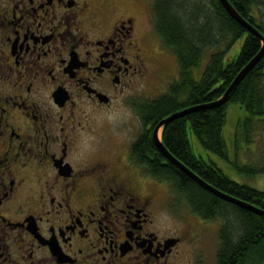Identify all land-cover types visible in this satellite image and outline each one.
<instances>
[{
    "label": "flooded vegetation",
    "instance_id": "obj_1",
    "mask_svg": "<svg viewBox=\"0 0 264 264\" xmlns=\"http://www.w3.org/2000/svg\"><path fill=\"white\" fill-rule=\"evenodd\" d=\"M138 1L0 0V264H176L182 239L161 235L160 184L131 148L150 125L114 158L89 142L148 71L147 37L167 53Z\"/></svg>",
    "mask_w": 264,
    "mask_h": 264
},
{
    "label": "trees",
    "instance_id": "obj_2",
    "mask_svg": "<svg viewBox=\"0 0 264 264\" xmlns=\"http://www.w3.org/2000/svg\"><path fill=\"white\" fill-rule=\"evenodd\" d=\"M237 13L264 37V0H228ZM154 30L177 60L178 79L154 99L137 105L141 123L150 125L132 145L135 159L166 192L173 193L191 213L203 220H220L216 264H264V215L226 201L179 170L154 144L155 126L171 114L222 98L240 70L260 51L262 41L235 21L219 0H155ZM242 39L239 52L225 62L231 47ZM207 56L205 65L202 63ZM202 64V65H201ZM239 106L245 116L235 124L234 151L223 136L227 110ZM259 132L258 153L247 165L238 159L241 142H253ZM196 138L203 153L193 144ZM167 151L215 189L264 211V192L226 176L211 157L228 161L247 177L264 174V57L233 88L220 106L204 108L162 127ZM196 146V147H195ZM258 157V158H257Z\"/></svg>",
    "mask_w": 264,
    "mask_h": 264
},
{
    "label": "rangeland",
    "instance_id": "obj_3",
    "mask_svg": "<svg viewBox=\"0 0 264 264\" xmlns=\"http://www.w3.org/2000/svg\"><path fill=\"white\" fill-rule=\"evenodd\" d=\"M155 0L138 1L134 7L144 14L148 12L151 15V23L148 25L153 29V34L159 38L161 47L162 41L157 36L154 30V19L152 14V5ZM113 8L117 11L126 10L130 8L132 0H109ZM145 8V10L143 9ZM143 31V29H142ZM141 32V29H140ZM149 46L154 52H151L152 60L148 62V71L143 76L133 78L129 90L125 91L117 104H115L111 111L96 113L95 127L96 133L91 136L92 147H98V156L112 157L117 151L120 141L132 143L141 132V120L137 116V112L131 109V105L136 107L143 101L151 100L163 94L167 85L178 79L179 68L174 54L163 48L167 53L162 52L153 37H147ZM242 39L231 47L225 62L231 61L239 52ZM207 56L203 59V64L207 61ZM202 65V64H201ZM205 65V64H204ZM135 113V114H133ZM245 112L237 105H230L227 110L226 124L223 129V136L227 143L229 153L232 154L234 147L232 145V137L235 131V124L239 118H243ZM162 128L158 132V138L161 139ZM253 142L248 145L247 142H241L238 151V159L242 165H247L250 162H255L252 158L258 153L259 145L261 144V137L259 132L254 133ZM196 148L204 151L196 138H191ZM261 151L263 144L260 145ZM217 162V165L223 170L231 180L249 187L264 192V174H258L247 177L244 173H239L228 161L218 157H211ZM258 158V157H257ZM152 186L149 187L152 190ZM161 188V187H160ZM158 208L155 214L158 229H161V235L166 230L174 232L175 235L181 237L182 242L176 249V264H216V251L218 247V229L220 227V220H203L197 217L196 214L191 213L185 207L184 203L178 201V198L161 188L159 194Z\"/></svg>",
    "mask_w": 264,
    "mask_h": 264
},
{
    "label": "water",
    "instance_id": "obj_4",
    "mask_svg": "<svg viewBox=\"0 0 264 264\" xmlns=\"http://www.w3.org/2000/svg\"><path fill=\"white\" fill-rule=\"evenodd\" d=\"M223 8L227 11V13L239 24H241L246 30H248L250 33L257 36L262 41V49L240 70V72L237 74V76L234 78L232 83L230 84L229 88L226 90L222 98L219 100L212 102L210 104L205 105H198V106H192L189 108H184L182 110H179L167 118L161 120L154 128L153 130V140L156 148L158 151L162 154L164 158H166L168 161H170L174 166H176L179 170H181L183 173L188 175L191 179L199 183L202 187L209 190L210 192L214 193L215 195L219 196L220 198L235 203L243 208H246L252 212L264 215V211L254 207L251 204H248L246 202H243L229 194H226L220 190H217L213 187H211L209 184L201 180L197 175H195L190 169H188L184 164H182L179 160H177L175 157H173L167 149L164 147L163 143L161 142V139L158 138V132L165 124L168 122L177 119L179 117L185 116L191 112L204 109V108H211L215 106H220L223 104L226 100L230 92L233 90V88L243 79V77L253 68L255 65L264 57V37L263 35L257 30V28L251 26L247 21H245L238 13L237 11L231 6L228 0H219Z\"/></svg>",
    "mask_w": 264,
    "mask_h": 264
},
{
    "label": "bare ground",
    "instance_id": "obj_5",
    "mask_svg": "<svg viewBox=\"0 0 264 264\" xmlns=\"http://www.w3.org/2000/svg\"><path fill=\"white\" fill-rule=\"evenodd\" d=\"M261 49H262V47H261ZM261 49H260V50H261ZM193 173H194V172H193ZM194 174H195V173H194ZM195 175H196V174H195ZM226 176H227V175H226ZM210 186H211V185H210ZM211 187H213V186H211ZM213 188H214V187H213Z\"/></svg>",
    "mask_w": 264,
    "mask_h": 264
}]
</instances>
